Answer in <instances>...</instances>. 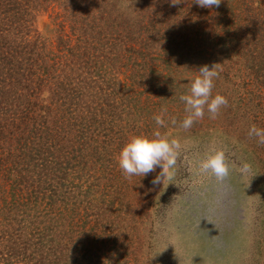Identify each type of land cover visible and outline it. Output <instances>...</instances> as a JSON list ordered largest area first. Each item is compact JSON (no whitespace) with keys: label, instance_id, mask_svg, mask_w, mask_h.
<instances>
[{"label":"rangeland","instance_id":"rangeland-1","mask_svg":"<svg viewBox=\"0 0 264 264\" xmlns=\"http://www.w3.org/2000/svg\"><path fill=\"white\" fill-rule=\"evenodd\" d=\"M21 1L24 26L0 13V46L6 45L0 52L39 44L44 55L50 51L48 62L54 61L52 77L44 78L42 87L62 83L68 92H83L75 118H64L56 146L75 142L81 118L99 126L93 141L80 147L84 158L76 157L69 184L63 182L66 203L50 205L39 198L20 213L21 237L35 246L26 248L35 256L25 254L18 264L44 262L36 253L51 245L61 258L67 252L73 257L71 250L87 241L91 264H264V144L248 134L253 125L264 128V76L255 69L264 46V0H250L261 8L249 22L251 32L237 42L235 28L226 32L222 21L235 27L231 18L245 7L244 0H221L220 5L233 6L230 11L220 5L202 8L194 0L178 5L171 0ZM57 33L68 37L71 51L55 50ZM253 49L260 54L248 61L245 54ZM204 64L214 65L218 74L212 95L222 94L228 103L215 118L205 110L184 129L187 113L179 96ZM37 72L36 80L43 76ZM51 95H39L38 102L51 103ZM156 115L163 116L164 126L156 125ZM155 129L184 145L159 184L151 183L159 167L141 177L127 176L118 166L127 139ZM210 142L226 152L230 173L222 181L196 168ZM73 148L79 147L71 143L70 152ZM242 161L251 166L243 176ZM69 213L76 219L84 215L85 233L81 228L67 233L61 218ZM80 252L73 257L79 264L85 258Z\"/></svg>","mask_w":264,"mask_h":264},{"label":"trees","instance_id":"trees-1","mask_svg":"<svg viewBox=\"0 0 264 264\" xmlns=\"http://www.w3.org/2000/svg\"><path fill=\"white\" fill-rule=\"evenodd\" d=\"M26 1H38L42 5L47 0ZM244 2L245 7L241 6L242 11L236 12L231 18V23L235 27L225 23L230 22L228 19L225 22L222 21L226 32L230 31L232 33L235 28L232 37L236 39V42L238 37L243 38L251 32L252 26L249 22L256 17V14L259 13L257 11L261 8L258 2L254 4L250 3V0H244ZM20 4H22L21 0H0V13L3 14L1 17H10L9 21L11 23L20 27L24 26L21 15L27 11H24V8L18 9ZM223 4L220 6L222 9L226 7L225 11L233 9V6L229 5L227 7ZM212 17L214 18V15ZM61 35L57 33L55 36L57 39L55 50L58 46L59 49L67 47L66 50L70 49L71 51L69 42H66L69 41L68 37L64 38V34ZM4 47L6 45L0 46L1 49H4ZM38 47L40 48L38 49ZM263 47H259V49H263L258 62L260 67L255 68L263 72L262 76H264ZM41 48H43L41 45L33 43L29 48H19L6 53L0 52V264H18V260L20 261V258L24 257L25 254L35 256V254H32L34 252L26 249L35 246L30 245L26 238L21 237L23 233H21L22 214L20 213L30 210V206L34 202L37 205L39 198H46L50 205L53 203L64 205L66 203L62 194L65 191L68 192V190L65 189L63 182L68 181L67 177L77 161L76 157L81 158L83 156L80 147L87 145L88 141L94 138V129L99 126L96 120L81 118V121L75 124L78 127L73 131L75 142H71L79 148H73L74 150L70 152L71 143L56 146L60 143L58 142L59 134L63 132L60 128L63 127L64 118L71 121L75 118L73 114L74 109L77 107L76 100L82 98L83 92L76 89L73 93L68 92V89L62 83H58L56 88L44 89L42 87V80L52 77L51 70L54 61L48 62L50 51L47 50L45 56ZM255 50L253 49V52L248 50L245 54L248 61L255 59V56L260 54L259 50ZM33 70H37V74L43 73V76H38V80H36ZM43 91L52 94L50 96L51 103H47L46 99H43V102H38L39 95L45 97L47 94ZM39 92H43V94H39ZM56 94L61 98L56 97ZM56 108L61 110L60 116H58ZM67 184L69 183L67 182ZM83 199L85 200V198ZM60 208L59 210H61ZM69 214L68 218H64V216L61 218L62 221L66 220L67 233L71 234L73 232L74 234L80 228L85 233L87 228L84 229L86 224L84 215L80 214L76 219L73 217V213L70 214L71 216ZM78 220H81V222H78ZM93 224L96 225L97 220ZM97 237H99L98 234H96L95 239ZM56 252L55 246L52 245L48 246L47 249L42 248L36 254L45 261L39 263L36 261V263L67 264L65 262L69 260L70 263L68 264H79L77 259L73 258L76 257L74 254L79 252L82 257H85L81 259V264L90 263L91 260L89 258L91 250L88 241L80 247V250L77 247L76 250L74 248L71 250L70 253H74L73 257L67 252L68 255L66 254L61 258ZM97 256L99 255L97 254ZM87 258L88 261H86Z\"/></svg>","mask_w":264,"mask_h":264},{"label":"clouds","instance_id":"clouds-1","mask_svg":"<svg viewBox=\"0 0 264 264\" xmlns=\"http://www.w3.org/2000/svg\"><path fill=\"white\" fill-rule=\"evenodd\" d=\"M182 2L183 0H171L174 5ZM194 2L202 8L213 9L220 5L221 0H194ZM196 70L198 74L191 79L188 92L179 96L187 113L180 125L184 129L190 128L195 121L202 118L205 110L215 118L221 107L228 103L224 95L219 93L212 95L214 79L218 75L214 65L210 67L204 64ZM164 111L166 109H162V112ZM154 120L158 126L165 125L162 115L154 116ZM172 123L174 124L175 120ZM248 134L257 137L258 142L264 144V128L253 125ZM183 148L181 140L169 138L158 129L153 130L151 134H134L121 147L118 166L127 176L141 177H146L159 167V173L151 181L152 184H159L162 177L169 175L174 169ZM196 168L200 173L222 181L230 173L225 149L215 142H210L203 155L197 159ZM238 171L243 176L251 171V166L246 161H242Z\"/></svg>","mask_w":264,"mask_h":264}]
</instances>
